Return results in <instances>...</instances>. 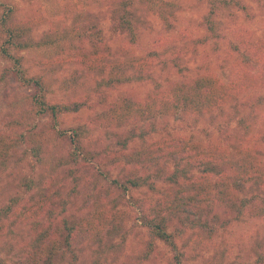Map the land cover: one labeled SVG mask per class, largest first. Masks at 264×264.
Returning a JSON list of instances; mask_svg holds the SVG:
<instances>
[{"label": "rangeland", "instance_id": "1", "mask_svg": "<svg viewBox=\"0 0 264 264\" xmlns=\"http://www.w3.org/2000/svg\"><path fill=\"white\" fill-rule=\"evenodd\" d=\"M110 1L0 0V4L13 12L7 27L25 24L30 29L23 39L34 45L14 52L21 59L26 77L47 83L48 104H83L77 112L28 120L36 124L33 132L14 130L23 132L25 140L13 149L7 170L0 176V211L12 199L17 200L18 211L36 203L41 195L46 202L43 209H50L53 215L48 218L43 211L23 223L18 218L14 222L11 216L0 218V264H31L33 252L29 245L35 232L30 223L36 221L42 226L52 220L53 227H60L62 220L81 218L91 208L90 201L86 202L90 194L103 195L107 189L113 197L112 192L119 190L112 181L123 182L132 175L146 177L154 188L131 189L125 198L116 200L127 214L125 227L130 230L126 252L119 262L127 260L128 264H136L134 257L150 251L146 229L135 224L138 204L148 208L166 191L177 188L164 177L175 169L171 158L168 162L160 159L155 166L153 159L147 163L142 155L136 156L137 152L146 153L148 159L153 152L158 154L156 146L171 151L174 147L171 145L175 143L180 148L184 140L195 150L199 149L205 160L247 150L264 165V88L251 94L242 93L221 110L201 116H175L162 122L147 121L123 128L96 122L98 115L122 100L144 101L168 86L205 74H215L227 82L232 72L243 65L255 70L260 66V56L264 57V7L257 0H238L250 13V17H245L234 5L224 10L217 3L212 12L208 0H153L152 11L138 15L140 21L132 43L125 35L112 31L107 13ZM90 16L99 19L114 60L124 67L136 59L148 64L141 75L127 70L128 81L108 89L102 79L106 75L91 73L85 67L75 40L71 45L65 41L50 46L35 45L52 38L56 30L70 34L74 27L76 31L85 29ZM2 19L4 9L0 7V25ZM208 21L214 23L215 32H208ZM239 27L250 33V50L236 37ZM4 30L0 26V46L5 40ZM84 47L86 51L87 46ZM10 66V61L0 58V132L8 135L11 134L7 131L8 122L17 112L26 117V99L36 94L32 86L22 85L6 72ZM129 134L134 137L123 148ZM38 135L44 141L39 145L37 157L31 148L37 145L32 140ZM168 141L171 143H165ZM75 144L82 148L77 156L72 155ZM204 168V165L190 168L188 177L201 175L199 171ZM180 181L185 178H179ZM243 193L239 194L240 200ZM251 205H245L238 219L233 214L222 216L231 220L225 226L212 221L216 233L202 248L191 245L198 235L196 230L177 238V249L190 257L185 264H264V217L254 218L245 213ZM88 247L82 242L73 243L78 256L74 264H88ZM151 249L149 259L142 264H171L174 251L169 246L155 241Z\"/></svg>", "mask_w": 264, "mask_h": 264}, {"label": "trees", "instance_id": "2", "mask_svg": "<svg viewBox=\"0 0 264 264\" xmlns=\"http://www.w3.org/2000/svg\"><path fill=\"white\" fill-rule=\"evenodd\" d=\"M208 1L212 12L217 3L224 10L234 5L233 7L243 11L245 17H250L247 7L238 0ZM257 1L264 7V0ZM0 7L4 9V19L1 20L0 26L5 27L2 31L5 40L0 46V58L11 62L6 72L13 74L22 85L32 86L36 91L35 95L26 99L28 105V109L24 111L27 114L26 117H21L22 114L19 116L17 112L7 125V131H11V134L0 132L1 176L7 170L13 149L25 140L23 132L16 133L14 130L22 128L26 132H33L36 124H31L28 120H36L47 114L57 116L61 113L77 112L83 104L77 102L48 104L45 99L47 83L26 77L21 67V59L14 53L34 45L23 39L27 33L30 34V29L25 24L22 27L20 24L7 27L6 23L12 19V9L2 4ZM152 7L153 0H111L107 5V13L112 31L125 35L129 41L134 43L137 23L140 21L138 15L143 16L151 12ZM208 24V32H215L214 23L208 21ZM75 28L71 30L74 32L73 35H71L73 32L69 34L67 31L56 30L52 38L47 37L42 43L35 45L50 46L60 41H65L67 45L78 43L77 49L82 53L80 58H83V64L90 69L91 73L106 75L102 79L105 82L104 86L108 89L127 82V70L141 75L145 70V65H148L136 59L129 67L125 66L127 67L125 69L123 63L119 64L120 62L114 60L104 39L100 21L99 19L97 21L96 17L90 16L85 29L76 31ZM235 32L236 37L242 40L241 43L248 49L251 40L249 31L244 27H239ZM85 45L87 46L86 51ZM260 57L259 67L253 70L247 68L246 65L239 66L232 72L227 82H223L215 74H205L189 82L168 86L159 93L149 95L144 101L135 103L126 99L116 102L107 112H103L100 117L98 115L96 122L101 125L109 123L116 128H123L147 121L162 122L169 117L201 116L219 111L237 99L240 94L245 92L251 94L264 88V57ZM128 136L122 144L123 148L126 147L127 141L134 137L132 134ZM36 137L32 141H35L37 145L32 146L31 149L38 157L44 138L41 135ZM171 146H174L171 151L162 149L159 145L156 146L158 154L153 152V156L149 155L148 159L145 157L146 153L137 152L136 156L142 155L143 161L147 163L153 159L155 166L160 159L168 162L171 158L175 169L165 174L164 177L167 182L177 185V188L166 191L162 198L156 200L148 208H145L143 204H138L135 210V224L146 229L150 237L148 250L152 251L151 248L155 241L162 242L174 251L169 263L185 264L190 257L177 249L175 240L184 236L187 231L196 230L198 232L191 245L194 248H202L205 246L204 243L216 233L215 225H211L212 221L219 223L221 227L225 226L231 223V220L223 219L222 216L233 214L236 215L234 219H238L243 215V209L248 203L252 205L245 213L254 218L264 217V165L247 150H241L230 157H214V160L213 158L205 160L201 158L202 154L199 149L195 150L184 140L180 148L175 143ZM80 151L82 148L79 144H75L72 155L77 156ZM198 165L205 166L199 171L201 175L188 177L191 173L190 168ZM181 177L185 178V181L178 182ZM112 184L119 192H112L113 197L107 193V189L103 195L100 192L90 194L86 202L90 201L91 208L81 218L62 220L60 227H53L52 220H47L42 226L36 221L30 223L31 230L35 232V237L29 245L33 252L30 256L31 264H74L78 256L73 250V243L81 242L90 248L88 264H128L127 260L119 262L123 252H126L130 230L125 227L127 214L121 210V204L116 200L125 198L131 189L145 186H149L151 190L154 188L146 177H135L134 175L123 182L113 180ZM27 186L29 187V182ZM241 193H243V198L240 200L239 194ZM114 195H116L115 198ZM246 196H249L250 200H247ZM42 198L43 196L40 195V200L36 203L18 211L15 210L17 200L12 199L11 203L0 211V218L5 219L11 216L14 217V222H17L15 218H18L21 220L19 223H23L30 221V218L37 217L43 211H46V216L50 218L53 212L50 209L44 210L46 202ZM237 201L240 203L237 204ZM110 203L113 205L110 206ZM1 221L0 219V223ZM150 251L145 250L141 256L134 257L136 264L147 261L149 254L152 253Z\"/></svg>", "mask_w": 264, "mask_h": 264}]
</instances>
